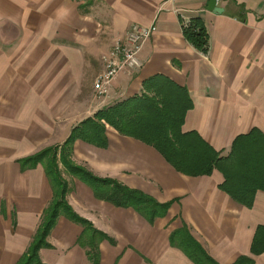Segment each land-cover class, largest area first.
<instances>
[{"label":"crops","instance_id":"1","mask_svg":"<svg viewBox=\"0 0 264 264\" xmlns=\"http://www.w3.org/2000/svg\"><path fill=\"white\" fill-rule=\"evenodd\" d=\"M214 1L220 12L208 11V0H0V264H15L24 254L52 199L48 157L28 160L50 147L57 148L66 204L113 242L97 244L98 264H193L176 239L170 244L174 231L216 264L241 257L264 264V251L250 253L256 228H264V190L255 189L246 207L220 188L224 177L216 167L208 174L181 172L152 146L106 123L104 146L73 140L70 164L168 204L148 222L131 208L95 198L58 160L74 126L126 99L152 96L156 85L142 86L152 77L186 92L190 108L179 131L199 139L188 144L191 152L226 157L234 138L252 129L264 139V0ZM193 17L205 26L206 54L180 33ZM131 24L155 27L137 53L140 67L120 71L97 98L100 57ZM239 150L263 160L264 141ZM80 231L59 214L45 237L48 246L37 251L39 262L86 264L76 244Z\"/></svg>","mask_w":264,"mask_h":264},{"label":"trees","instance_id":"2","mask_svg":"<svg viewBox=\"0 0 264 264\" xmlns=\"http://www.w3.org/2000/svg\"><path fill=\"white\" fill-rule=\"evenodd\" d=\"M180 33L183 39L197 52L206 54L208 50V37L204 24L198 17L188 19L181 23ZM160 77H152L142 86L145 89L152 83L153 95H140L132 97L111 107L98 110L90 118H85L74 126L64 143L60 146L58 160L64 170L84 183L97 199L110 203L114 207L131 208L146 221L162 216L168 206L167 203L159 204L147 195L129 189L111 179L98 178L85 169L74 166L66 160L70 154V144L79 139L83 142L104 146L103 124L113 127L119 134L140 140L152 146L176 170L197 175L208 174L211 168L219 169L224 177L220 188L228 193L233 200L248 207L255 189L264 190V157L260 160L254 153L249 154L239 150L241 145L255 146L257 142L264 141L262 135L252 129L245 135H240L232 141L230 151L226 157L219 158L217 153L208 149L206 152L187 149L190 141H199L192 132L180 133L179 126L184 112L190 108L186 92L173 86L170 91L166 82ZM176 95V96H175ZM56 147L40 151L31 157V162L48 157L45 164V173L51 180L52 199L42 213V222L36 229L26 251L15 264H41L37 258L39 248L47 247L45 237L53 226L56 217L61 214L68 220L79 225L81 231L76 239V244L84 250L86 264H98L97 244L106 240L112 244L104 233L94 229L91 224L75 215L66 204L64 196L67 191L66 183L61 179L56 167ZM238 149V151H237ZM239 152L242 154L239 155ZM240 156V157H239ZM239 157L237 161L235 158ZM246 169V173H237V170ZM250 170V173H247ZM177 240L178 248L190 259L193 264H216L212 262L190 239L188 235L179 234V231L169 235L171 245ZM264 251V228L257 227L251 244L250 253L258 255ZM251 260L245 257L238 258L233 264H250Z\"/></svg>","mask_w":264,"mask_h":264},{"label":"built area","instance_id":"3","mask_svg":"<svg viewBox=\"0 0 264 264\" xmlns=\"http://www.w3.org/2000/svg\"><path fill=\"white\" fill-rule=\"evenodd\" d=\"M155 31L153 25L140 26L131 24L128 26L122 38L116 39L111 46V54H103L100 57L102 71L98 74L99 90L97 98L106 96L110 82L122 70L133 71L140 67L137 53L142 43Z\"/></svg>","mask_w":264,"mask_h":264},{"label":"water","instance_id":"4","mask_svg":"<svg viewBox=\"0 0 264 264\" xmlns=\"http://www.w3.org/2000/svg\"><path fill=\"white\" fill-rule=\"evenodd\" d=\"M207 10L212 11V12H220L221 9L215 7V1L214 0H208Z\"/></svg>","mask_w":264,"mask_h":264},{"label":"bare ground","instance_id":"5","mask_svg":"<svg viewBox=\"0 0 264 264\" xmlns=\"http://www.w3.org/2000/svg\"><path fill=\"white\" fill-rule=\"evenodd\" d=\"M108 54H111V51ZM94 90H95L94 94L96 95V92H98V90H99V81L97 80V78H96V81L94 83Z\"/></svg>","mask_w":264,"mask_h":264},{"label":"rangeland","instance_id":"6","mask_svg":"<svg viewBox=\"0 0 264 264\" xmlns=\"http://www.w3.org/2000/svg\"><path fill=\"white\" fill-rule=\"evenodd\" d=\"M92 84H93V82H92ZM59 157V156H58ZM62 176L63 177H68V175L66 174V173H64V172H62Z\"/></svg>","mask_w":264,"mask_h":264}]
</instances>
